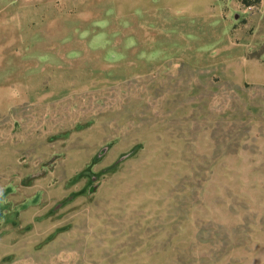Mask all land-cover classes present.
Returning a JSON list of instances; mask_svg holds the SVG:
<instances>
[{
	"label": "rangeland",
	"instance_id": "rangeland-1",
	"mask_svg": "<svg viewBox=\"0 0 264 264\" xmlns=\"http://www.w3.org/2000/svg\"><path fill=\"white\" fill-rule=\"evenodd\" d=\"M257 11L210 36L0 0V264H264Z\"/></svg>",
	"mask_w": 264,
	"mask_h": 264
},
{
	"label": "crops",
	"instance_id": "crops-1",
	"mask_svg": "<svg viewBox=\"0 0 264 264\" xmlns=\"http://www.w3.org/2000/svg\"><path fill=\"white\" fill-rule=\"evenodd\" d=\"M242 3H253L258 11L246 15L245 23L235 30L233 36L259 45V60L264 61V0H112L116 13H128L129 17L143 13L145 22L158 20L164 28H204L208 29L210 36L215 35L216 29L235 26L233 22L242 18L238 16ZM153 14L159 15L153 17Z\"/></svg>",
	"mask_w": 264,
	"mask_h": 264
},
{
	"label": "built area",
	"instance_id": "built-area-1",
	"mask_svg": "<svg viewBox=\"0 0 264 264\" xmlns=\"http://www.w3.org/2000/svg\"><path fill=\"white\" fill-rule=\"evenodd\" d=\"M247 8L251 10V9H253L254 7H253V6H249V7H247Z\"/></svg>",
	"mask_w": 264,
	"mask_h": 264
}]
</instances>
